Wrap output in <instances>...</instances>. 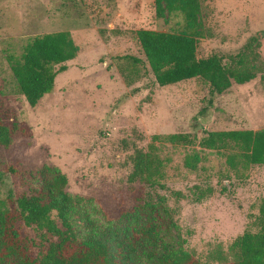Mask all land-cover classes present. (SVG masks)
Instances as JSON below:
<instances>
[{
  "label": "rangeland",
  "instance_id": "374dc122",
  "mask_svg": "<svg viewBox=\"0 0 264 264\" xmlns=\"http://www.w3.org/2000/svg\"><path fill=\"white\" fill-rule=\"evenodd\" d=\"M199 2L197 56L216 54L225 66L254 74L214 95L202 78L156 83L136 31L190 30L179 12L157 16L154 0H0V119L13 128L11 144L0 146L5 207L38 188L35 171L47 164L66 175L69 194L91 199L87 210L98 229L125 211L149 214L142 205L161 196L178 230L165 229L168 217L156 206L151 215L160 239L184 240L182 247L204 264L231 260V242L258 229L264 164L232 168L226 156L235 148L208 149L199 141L207 131L264 129V0ZM57 31L69 32L76 55L31 106L10 58L20 59L34 37ZM126 56L142 62L134 65ZM181 133L192 142L152 138ZM150 145L162 161L161 176L153 184L129 182L130 156ZM194 155L193 168L185 162ZM71 219L83 237L87 229L75 213Z\"/></svg>",
  "mask_w": 264,
  "mask_h": 264
},
{
  "label": "trees",
  "instance_id": "16d2710c",
  "mask_svg": "<svg viewBox=\"0 0 264 264\" xmlns=\"http://www.w3.org/2000/svg\"><path fill=\"white\" fill-rule=\"evenodd\" d=\"M156 15L179 12L190 32H166L139 29L136 36L150 71L160 86L191 78H202L209 85L211 95L221 93L231 80L243 83L253 78L246 69H231L221 57L211 54L198 57L195 38L200 11L199 0H154ZM77 46L67 31H57L34 37L26 44L20 59L10 58L12 75L19 91L29 105L34 106L53 89L58 72L72 59ZM133 64L140 58L126 56ZM54 65H59L54 69ZM127 82L130 80L126 78ZM13 128L0 119V146H9ZM153 139L191 143L188 134L153 135ZM199 145L208 149L235 148L228 153L227 163L236 168L250 164H264V129H233L207 131ZM154 146L135 150L130 156L132 170L128 181L151 184L161 176L162 161L153 152ZM186 158V165L195 167L198 159ZM35 174L39 186L31 194H23L16 206L7 208L0 202V264H204L182 247L157 236L158 224L151 212L157 206L167 215L166 230L178 226L171 219L164 198L145 203L149 214L137 210L125 211L105 229L97 227L96 219L87 210L91 200L66 191L67 177L58 168L43 164ZM75 213L87 229L78 238L71 215ZM256 231L244 230L230 244L231 260L222 264H264V196L255 219ZM20 226L30 228L33 235L23 234ZM179 234V231L178 233Z\"/></svg>",
  "mask_w": 264,
  "mask_h": 264
}]
</instances>
